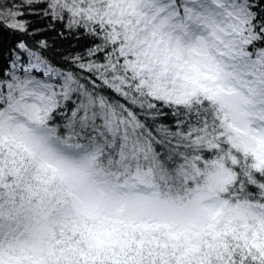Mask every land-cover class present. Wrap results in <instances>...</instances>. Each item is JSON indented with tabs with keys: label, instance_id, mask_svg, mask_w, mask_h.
<instances>
[{
	"label": "snow or ice",
	"instance_id": "6c2138e0",
	"mask_svg": "<svg viewBox=\"0 0 264 264\" xmlns=\"http://www.w3.org/2000/svg\"><path fill=\"white\" fill-rule=\"evenodd\" d=\"M0 264H264V0H0Z\"/></svg>",
	"mask_w": 264,
	"mask_h": 264
}]
</instances>
